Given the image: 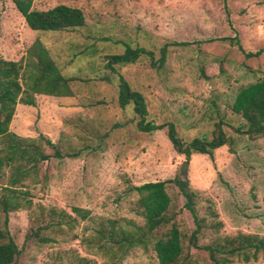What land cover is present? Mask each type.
I'll return each instance as SVG.
<instances>
[{"label":"rangeland","instance_id":"rangeland-1","mask_svg":"<svg viewBox=\"0 0 264 264\" xmlns=\"http://www.w3.org/2000/svg\"><path fill=\"white\" fill-rule=\"evenodd\" d=\"M57 4L80 8L85 24L33 31L12 0H0V57L20 60L38 37L62 75L74 78L72 96L36 94L34 106L17 104L10 123L23 137L42 133L62 153L40 163L39 173L21 187V208L9 212L8 228L20 249L13 264H80L76 258L158 264L152 241L123 254L100 248L95 234L101 218L143 225L129 186L183 178L184 160L196 211L205 220L200 245L239 232L264 235V135L249 138L247 122L231 109L237 91L264 74V0H34L33 8ZM234 36L245 52L263 51L246 57L222 39ZM127 44L151 50L155 60L166 45L164 64L152 67L141 55L114 65L116 73L105 69L106 56ZM118 74L144 96L148 119L173 123L185 142L212 138L221 120L227 143L213 150V160L197 152L186 159L166 128L139 131L133 104H118ZM4 182L6 175L0 186ZM166 188L187 261L214 264L207 250L188 246L193 217L178 186ZM73 207L90 213L82 219ZM215 222L221 225L213 227ZM37 227L50 241L27 237ZM232 264H264V255L247 263L233 258Z\"/></svg>","mask_w":264,"mask_h":264},{"label":"trees","instance_id":"trees-1","mask_svg":"<svg viewBox=\"0 0 264 264\" xmlns=\"http://www.w3.org/2000/svg\"><path fill=\"white\" fill-rule=\"evenodd\" d=\"M15 8L24 18L26 25L33 31L73 30L85 24L83 11L74 6L57 4L48 9L33 8L34 0H12ZM237 45L246 57L259 55L263 49L245 52L240 42L234 37H224ZM177 43V42H176ZM160 57L155 60L153 52L142 46L126 45L119 54L106 56L104 68L116 73L114 65L134 63L141 55L150 58L152 67H161L165 61L166 45L160 49ZM72 77H64L49 49L37 37L26 49L20 60L0 57V179L6 175V182L0 186V264H13L20 249L8 228L9 212L21 208V187L27 179L39 173L40 163L50 157H62V153L50 138L42 133L37 137H23L10 130V123L18 103L34 106L35 95L55 97L72 96ZM117 100L120 107L133 104V112L138 117L136 127L139 131L151 133L166 128L167 136L174 149L190 159L193 152L207 154L213 160V150L227 143L222 121L215 123L213 137L200 136L190 141H183L173 123H157L148 119L147 103L144 96L130 88L127 80L118 74ZM231 109L246 122L243 130L249 138L264 135V74L254 82L242 86L236 93ZM49 148L51 152H47ZM7 170V172H6ZM7 173V174H6ZM175 183L185 198L184 206L191 213L195 228L188 237V246L207 250L214 264H232L233 258L242 262L257 260L264 255V235L253 233H237L230 236H217L212 243L200 245L198 235L205 223L195 208V192L189 187V181L180 177L173 179L148 181L138 185L131 184L129 190L135 192L136 211L144 219L143 225L133 220L121 224L116 219L101 218L96 230L95 239L101 248L126 254L130 249L146 246L153 242V249L158 264H191L184 255L182 234L171 210V198L167 192V184ZM264 202V196L262 198ZM73 212L85 219L89 210L73 207ZM221 222L213 223L219 227ZM39 227L32 229L27 237H34L40 242L50 241L41 235ZM107 245V246H105ZM80 264L94 263L87 258H76ZM73 264V263H71Z\"/></svg>","mask_w":264,"mask_h":264},{"label":"water","instance_id":"water-1","mask_svg":"<svg viewBox=\"0 0 264 264\" xmlns=\"http://www.w3.org/2000/svg\"><path fill=\"white\" fill-rule=\"evenodd\" d=\"M189 163V160H184L180 166V175L183 177V179H186V173H187V165Z\"/></svg>","mask_w":264,"mask_h":264}]
</instances>
